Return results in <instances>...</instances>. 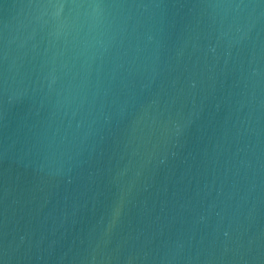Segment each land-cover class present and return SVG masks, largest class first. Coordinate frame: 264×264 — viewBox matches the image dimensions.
<instances>
[{
    "label": "water",
    "instance_id": "water-1",
    "mask_svg": "<svg viewBox=\"0 0 264 264\" xmlns=\"http://www.w3.org/2000/svg\"><path fill=\"white\" fill-rule=\"evenodd\" d=\"M0 264H264V0H0Z\"/></svg>",
    "mask_w": 264,
    "mask_h": 264
}]
</instances>
